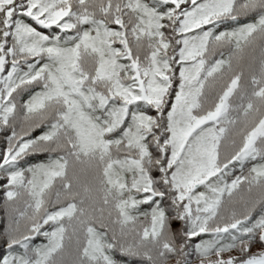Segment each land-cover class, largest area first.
I'll return each mask as SVG.
<instances>
[{"label": "snow or ice", "instance_id": "obj_1", "mask_svg": "<svg viewBox=\"0 0 264 264\" xmlns=\"http://www.w3.org/2000/svg\"><path fill=\"white\" fill-rule=\"evenodd\" d=\"M0 264H264V0H0Z\"/></svg>", "mask_w": 264, "mask_h": 264}]
</instances>
